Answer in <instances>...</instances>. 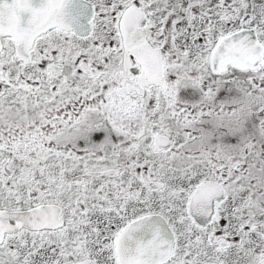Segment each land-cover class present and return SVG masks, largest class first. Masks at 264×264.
<instances>
[{
	"label": "snow or ice",
	"instance_id": "1",
	"mask_svg": "<svg viewBox=\"0 0 264 264\" xmlns=\"http://www.w3.org/2000/svg\"><path fill=\"white\" fill-rule=\"evenodd\" d=\"M0 264H264V0H0Z\"/></svg>",
	"mask_w": 264,
	"mask_h": 264
}]
</instances>
